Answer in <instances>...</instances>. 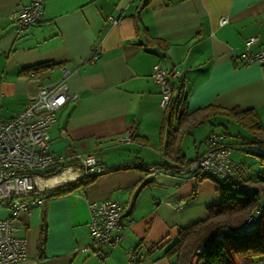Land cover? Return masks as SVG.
<instances>
[{
    "label": "crops",
    "instance_id": "0c3cea01",
    "mask_svg": "<svg viewBox=\"0 0 264 264\" xmlns=\"http://www.w3.org/2000/svg\"><path fill=\"white\" fill-rule=\"evenodd\" d=\"M30 1L0 0L1 113L17 114L36 92L26 68L55 64L41 73L46 84L65 66L70 98L48 130L50 150L93 152L104 166L134 164L102 172L65 194L48 195L62 185L57 180L40 182L48 196L30 214L14 217L16 233L26 239L20 264H175L163 249L219 202L215 181L185 166L215 131L211 127L198 140L202 145L195 139V153L187 157L182 136L194 128L188 126L195 111L207 104L253 108L264 125V62H245L244 47L258 35L249 51L264 50V0H44L40 20L16 32L10 15ZM110 16L119 19L112 23ZM222 16L227 21L220 24ZM149 38L168 46L149 44ZM154 63L178 69L169 81L187 96L190 116L181 125L179 163L159 139L164 109L150 74ZM127 134L131 139L121 141ZM106 199L123 205L122 238L113 247L81 250L91 240L88 203ZM179 199L183 205L175 208ZM260 263L264 257L252 264Z\"/></svg>",
    "mask_w": 264,
    "mask_h": 264
},
{
    "label": "built area",
    "instance_id": "2783aa9c",
    "mask_svg": "<svg viewBox=\"0 0 264 264\" xmlns=\"http://www.w3.org/2000/svg\"><path fill=\"white\" fill-rule=\"evenodd\" d=\"M44 0H31L23 4L10 17L15 20L16 32H22L29 25L38 22L42 15ZM112 23L117 17H108ZM227 21L222 16L220 24ZM258 35L249 36L245 42V62H264V50L249 51L252 43L258 41ZM92 57L97 58V50H92ZM177 75L178 69L167 70L160 63L151 66V76L160 87L159 104L165 108L175 93L169 81L170 74ZM68 69L62 67V76L53 82L40 83L41 74L30 69L27 78L37 82V90L32 94L23 109L17 114L4 119L0 104V210L6 213L0 216V264H20L26 257V239L16 233L18 226L14 220L18 212L30 214L34 207L44 198L48 186L41 187L40 182L59 177L57 183L63 185L87 173H100L105 166L100 164L93 152L57 154L49 148V128L57 118L56 111L70 98L66 77ZM222 136V135H221ZM220 135L215 131L209 133L202 152L185 166L195 171L198 178L210 174L218 178H229L237 168L243 169L231 158L230 147L222 144ZM131 135L120 137L129 141ZM55 170L50 176L41 174L43 170ZM184 200L179 199L174 205L180 208ZM88 231L91 237L89 244L81 250H101L106 246L113 247L122 238L124 208L121 202L114 199L92 201L88 203ZM258 212V211H256ZM255 220L254 215L245 218L246 224ZM108 253V251H106ZM133 260L134 256L128 254Z\"/></svg>",
    "mask_w": 264,
    "mask_h": 264
},
{
    "label": "trees",
    "instance_id": "16d2710c",
    "mask_svg": "<svg viewBox=\"0 0 264 264\" xmlns=\"http://www.w3.org/2000/svg\"><path fill=\"white\" fill-rule=\"evenodd\" d=\"M147 43L162 48L168 46L166 42L159 38H149ZM54 65L30 66L25 69V74L30 69H34L41 74ZM163 109L159 139L171 150L170 156L176 157L174 159L176 163H179L183 159L179 144L182 135L181 125L190 116L187 96L181 91V87L175 90ZM217 115L227 117L254 133V135L256 134L252 138L244 139L245 143L254 147L253 149H244V151L254 155L262 168L251 176L244 162L235 161L243 169L237 168L235 174L229 178H218L210 174L203 175L202 179L210 178L215 181L219 202L208 208L206 218L181 228L177 237L163 249L162 256L171 259L175 264H252L256 257H264V132H262L264 131V125L253 108H222L207 104L195 111L188 127L208 123L210 117ZM175 122H177L176 125H174ZM211 125H213L212 122ZM259 132L263 135H259ZM221 135L224 136L225 133ZM132 137L146 143L143 137ZM221 143L230 147L228 143ZM178 153L180 156L176 155ZM132 164H134V161L105 166L103 172L126 168ZM172 167H175V165ZM53 171L55 172L54 169L43 170L41 174L50 176ZM192 172L195 174V171ZM100 173L83 174L75 180L55 188L48 195L65 194L77 187L85 186ZM254 182H257V184H253ZM48 195L45 192L44 197ZM252 214L255 220L251 224H246L244 219ZM43 242L42 237L41 244Z\"/></svg>",
    "mask_w": 264,
    "mask_h": 264
},
{
    "label": "rangeland",
    "instance_id": "374dc122",
    "mask_svg": "<svg viewBox=\"0 0 264 264\" xmlns=\"http://www.w3.org/2000/svg\"><path fill=\"white\" fill-rule=\"evenodd\" d=\"M4 119H7L8 115L1 113ZM211 122L213 125H209V123H203L195 126L192 129H189L182 136L181 146L185 155L191 157L195 153L194 149V140H202L205 138L209 129L211 127L214 128L215 132L220 135L219 139L223 143H228L231 150V158L234 161H244V165L247 167L249 175L253 176L257 170L262 167L258 164L257 158L250 154L246 153L244 149H253V145L247 144L244 142L246 138L254 137V133L248 131L246 128L242 127L237 122L224 117V116H216L211 118ZM222 133H225L224 136H221ZM258 133V132H257ZM259 135H263L259 132ZM202 145L200 141H198ZM253 184H257L254 182ZM6 211L4 209L0 210V216H4ZM245 220V219H244ZM261 264V263H260Z\"/></svg>",
    "mask_w": 264,
    "mask_h": 264
},
{
    "label": "bare ground",
    "instance_id": "6f19581e",
    "mask_svg": "<svg viewBox=\"0 0 264 264\" xmlns=\"http://www.w3.org/2000/svg\"><path fill=\"white\" fill-rule=\"evenodd\" d=\"M58 179H59V177H54V178L48 180V182H55V181L58 180Z\"/></svg>",
    "mask_w": 264,
    "mask_h": 264
}]
</instances>
